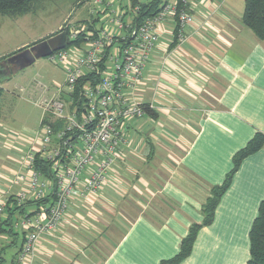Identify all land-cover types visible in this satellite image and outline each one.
Returning <instances> with one entry per match:
<instances>
[{"label": "crops", "instance_id": "crops-1", "mask_svg": "<svg viewBox=\"0 0 264 264\" xmlns=\"http://www.w3.org/2000/svg\"><path fill=\"white\" fill-rule=\"evenodd\" d=\"M245 1L187 0L195 22L182 45L175 20L162 25L133 92L145 117L126 124L109 182L87 201L72 197L59 229L38 243L33 264H161L179 254L195 225L202 226L192 252L179 264H248L264 201V145L242 162L213 221L203 225V209L235 155L264 135V42L243 22ZM15 132L0 115V203L27 189L15 178L40 145L39 134Z\"/></svg>", "mask_w": 264, "mask_h": 264}, {"label": "built area", "instance_id": "built-area-1", "mask_svg": "<svg viewBox=\"0 0 264 264\" xmlns=\"http://www.w3.org/2000/svg\"><path fill=\"white\" fill-rule=\"evenodd\" d=\"M90 13L99 24L62 30L68 42L54 52L51 61L65 65L66 81L51 98L43 97L40 145L26 156V170L15 182L27 189L16 195L18 205L48 197V205L27 209L17 217L14 229L25 239L12 264H33L37 245L44 235L56 232L69 209L72 197L87 201L109 182L125 126L146 115L144 105L134 98L144 70L162 35L168 18L176 23L177 43L188 41L187 27L195 17L187 0L165 2L156 17L134 23L140 6L129 1L95 0ZM58 127V128H57ZM52 165L54 180L36 170V156ZM6 202L0 203V219ZM1 221V220H0Z\"/></svg>", "mask_w": 264, "mask_h": 264}, {"label": "rangeland", "instance_id": "rangeland-1", "mask_svg": "<svg viewBox=\"0 0 264 264\" xmlns=\"http://www.w3.org/2000/svg\"><path fill=\"white\" fill-rule=\"evenodd\" d=\"M95 0H43L34 13L18 18L0 15V101L1 118L20 136L40 133L44 111L40 101L51 98L66 81L65 65L41 58L23 70L5 66L9 57L69 27L91 24L90 13L97 11ZM113 1V0H112ZM116 1V0H114ZM8 235L0 244H10ZM98 240V239H97ZM17 246L5 250V264H11ZM90 248L94 242H88ZM106 251V250H105Z\"/></svg>", "mask_w": 264, "mask_h": 264}, {"label": "trees", "instance_id": "trees-1", "mask_svg": "<svg viewBox=\"0 0 264 264\" xmlns=\"http://www.w3.org/2000/svg\"><path fill=\"white\" fill-rule=\"evenodd\" d=\"M123 1H129L132 7L140 6V11L138 14H136V19L134 23H142L148 18L156 17L161 11L162 5L170 0ZM41 2H43V0H0V15L10 18L23 17L25 15L34 13V11ZM178 2L181 5V0H178ZM245 2L246 7L243 16V22L253 32V34L259 41L264 42V0H246ZM92 24L94 25V23ZM54 35L56 34H53L51 36ZM144 108L145 110H148L146 106H144ZM147 112H150V110ZM263 145L264 135L259 134L253 140H251L245 148L240 150L235 155L233 161L234 167L232 171L227 176L223 185L215 187L213 189L212 197L211 199H209L208 203L203 209V225H208L213 221L215 210L219 203V200L223 193L230 187L232 178L240 168L242 162L247 157L258 152L263 147ZM35 168L36 170H39L46 178L54 180V175L52 173V165L48 163L44 158H42L39 154L36 156ZM55 189L56 184H54L53 192H55ZM52 193L45 199L35 202L30 201L23 205H18L15 198H10L7 201L5 214H7L8 216L6 219L0 221V236L2 237L3 235H8V237L12 240L8 246H3L0 248V264L6 263V259L4 257L5 250L9 247H15L17 245V242L19 241L18 239H21L23 244V241L25 239V232L23 231L19 233L18 230L14 229L13 227V224L15 223L17 217L26 213L28 206L40 207L48 205L51 202L50 197L53 198ZM201 226L202 225H195L194 227H192L189 235L182 242L179 254L173 259L161 262V264H179L182 260L187 258L192 252L193 245L196 241L197 234ZM21 246L19 247L20 249ZM16 256L17 255L15 254L12 257L11 264L13 263V260H15ZM248 264H264V201L260 204L258 217L256 218L250 233V260Z\"/></svg>", "mask_w": 264, "mask_h": 264}, {"label": "water", "instance_id": "water-1", "mask_svg": "<svg viewBox=\"0 0 264 264\" xmlns=\"http://www.w3.org/2000/svg\"><path fill=\"white\" fill-rule=\"evenodd\" d=\"M68 42L67 35L64 31H60L54 36L42 40L28 49L19 51L15 55L8 58L7 63L14 70H23L34 64L36 60L48 58L54 52L62 50Z\"/></svg>", "mask_w": 264, "mask_h": 264}, {"label": "flooded vegetation", "instance_id": "flooded-vegetation-1", "mask_svg": "<svg viewBox=\"0 0 264 264\" xmlns=\"http://www.w3.org/2000/svg\"><path fill=\"white\" fill-rule=\"evenodd\" d=\"M35 44H36V43H35ZM5 66H6V67L8 66L7 68L12 69V67H10L9 64H8L7 62H6V64H5Z\"/></svg>", "mask_w": 264, "mask_h": 264}]
</instances>
